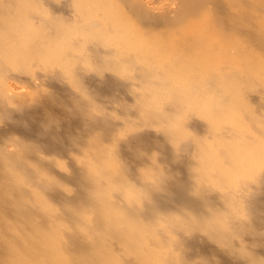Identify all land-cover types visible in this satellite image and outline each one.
Wrapping results in <instances>:
<instances>
[{"label": "bare ground", "instance_id": "bare-ground-1", "mask_svg": "<svg viewBox=\"0 0 264 264\" xmlns=\"http://www.w3.org/2000/svg\"><path fill=\"white\" fill-rule=\"evenodd\" d=\"M0 264H264V0H0Z\"/></svg>", "mask_w": 264, "mask_h": 264}, {"label": "rangeland", "instance_id": "rangeland-1", "mask_svg": "<svg viewBox=\"0 0 264 264\" xmlns=\"http://www.w3.org/2000/svg\"><path fill=\"white\" fill-rule=\"evenodd\" d=\"M129 159V157H127V160Z\"/></svg>", "mask_w": 264, "mask_h": 264}]
</instances>
